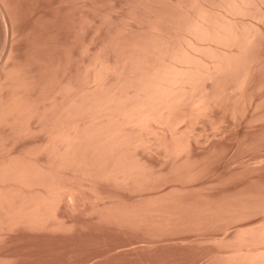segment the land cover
<instances>
[{"label": "rangeland", "instance_id": "374dc122", "mask_svg": "<svg viewBox=\"0 0 264 264\" xmlns=\"http://www.w3.org/2000/svg\"><path fill=\"white\" fill-rule=\"evenodd\" d=\"M0 202V264H264V0H0Z\"/></svg>", "mask_w": 264, "mask_h": 264}, {"label": "bare ground", "instance_id": "6f19581e", "mask_svg": "<svg viewBox=\"0 0 264 264\" xmlns=\"http://www.w3.org/2000/svg\"><path fill=\"white\" fill-rule=\"evenodd\" d=\"M240 1H241V0H240ZM245 1H246V0H245ZM237 2H238V1H237ZM231 3H232V2H231ZM231 3H230V4H231ZM237 4H240V3H237ZM231 5H233V3H232ZM234 6H235V5H234ZM238 6H239V5H238ZM238 6H237V8H238ZM242 6H244V5H243V4L241 5L242 11H245V10H243L244 7H242ZM230 7H231V6H230ZM202 12H203V11H202ZM235 12H236V11H235ZM239 12H240V11H239ZM201 15H202V14H200V16H201ZM203 15H204V14H203ZM204 16H205V15H204ZM206 16H207V15H206ZM210 17H211V16H210ZM210 17H209V18H210ZM216 18H217V17H216ZM203 19H204V18H203ZM219 19H220V18H219ZM197 20H200V19H197ZM212 20H213V19H212ZM217 20H218V18H217ZM202 21H203V20H202ZM202 21H199V22H202ZM206 21H207V20H205V22H206ZM214 21H215V20H214ZM219 21H220V20H219ZM222 21H223V20H222ZM194 22H195V21H194ZM203 22H204V21H203ZM203 22H202V25H203V26H201V23H198V22H197V23L195 22V23H196L195 26H197V25L199 26V24H200L199 27L197 26V30H199L200 32H203L202 35H206L205 32H206V30H207L208 28L206 29V28H205L206 26L204 27V25H206L207 23H206V24H203ZM208 22H209V21H208ZM215 22H216V21H215ZM230 22H232V21H230ZM210 23H211V22H210ZM210 23H209V24H210ZM220 23H221V22H220ZM193 24H194V23H193ZM216 24H219V22L215 23L214 25H216ZM228 25H229V24H228ZM195 26H193V30H194V27H195ZM217 26H218V25H216L215 27H217ZM232 26H233V25H232ZM202 27H203L204 29H206V30H204ZM207 27H209V26L207 25ZM229 27H231V26H229ZM235 27H236V26H235ZM237 27H238V26H237ZM245 27H246V26H245ZM191 28H192V27H191ZM191 28H190V29H191ZM210 28H211V27H210ZM238 28H239V27H238ZM247 28H248V27H247ZM195 29H196V28H195ZM214 29H215V28L213 27L212 32H210V31H211L210 29H209L208 31L210 32V34L212 33V34L215 35V36H218V35H219V37H217V41L223 37L222 35H224V38H225V34L227 33L226 35H228V32H227V31H230V32H229V35H228L229 37H231V36L233 37V35L236 34L235 32H231V31H233V30H227V29H229L228 27L225 28V30H227V31H224V30L222 31V30L220 29V24H219V28H217V29H215V30H214ZM219 29H220V30H219ZM239 29H240V28H239ZM188 30H189V29H188ZM197 30H195V32H197ZM243 30H244V28H243ZM245 30H246V28H245ZM189 31H190V30H189ZM213 31H214V32H213ZM234 31H235V30H234ZM192 32H193V31H192ZM225 32H226V33H225ZM197 33H198V32H197ZM197 33H193V34H197ZM206 33H207V32H206ZM215 33H216V34H215ZM221 33H222V34H221ZM231 33H232V34H231ZM233 33H234V34H233ZM252 33H253V32H252ZM199 34H200V33H199ZM199 34H198V35H199ZM237 34H238V33H237ZM237 34H236V36H237ZM239 34H240V33H239ZM241 34H243V33H241ZM245 34H246V35L249 34V31H248V33H247V31H246ZM245 34H244V35H245ZM250 34H251V32H250ZM252 35H253V34H252ZM200 36H201V35H199V37H200ZM209 36H210V35H209ZM209 36H208V34H207L208 39H209ZM220 36H222V37H220ZM241 36H242V35H241ZM248 36H249V35H248ZM194 37H195V36H194ZM202 37H204V36H202ZM202 37H200V38L202 39ZM210 37H211V36H210ZM229 37H228V38H229ZM244 37H247V36H244ZM251 37H252V36H251ZM188 38H190V37H188ZM188 38H187V39H188ZM205 38H206V37H205ZM211 38H212V37H211ZM211 38H210V40H211ZM237 38H238V37H237ZM248 38H249V37H248ZM190 39H191V38H190ZM201 39H199V40L201 41ZM203 39H204V38H203ZM203 39H202V41H204ZM212 39H213V38H212ZM234 39H236L235 36H234L231 40L235 41ZM240 39H241V38H240ZM210 40H209V41H210ZM214 40H215V39H214ZM221 40H222V39H221ZM242 40H243V39H242ZM245 40H246V38H245ZM247 40H248V39H247ZM251 40H252V39H251ZM215 41H216V40H215ZM223 41H224V40H223ZM229 42H230V41H229ZM214 43H215V42H214ZM241 43H242V42H241ZM187 44H188V43H187ZM196 44H197V42H196ZM231 44H232V43H231ZM231 44H230V45H231ZM237 44H238V42H237ZM241 45H242V44H241ZM197 46H198V44H197ZM206 46H207V45H206ZM209 46H210V45H209ZM242 47H243V46H242ZM188 48H189V46H188ZM200 49H201V48H200ZM209 49H212V48H209ZM213 49H214V48H213ZM183 50H184V48H183ZM188 50H189V49H188ZM196 50H197V49H196ZM203 50H204V49H203ZM214 51H215V49H214ZM242 51H243V49H242ZM174 52H175V51H174ZM179 52H180V51H179ZM200 52H201V51H200ZM203 52H204V51H203ZM203 52H202V53H203ZM235 52H236V51H235ZM240 52H241V51H240ZM175 53H176V52H175ZM175 53H174V54H175ZM206 53H208V52H206ZM239 54H240V53H239ZM178 55H179V54L174 55V56H176V58H177ZM224 55H226V54H224ZM237 55H238V54H237ZM179 56H182V59L185 60V59L183 58V57H184L183 55H179ZM219 56H220V55H219ZM228 56L230 57V55H228ZM235 56H236V55H235ZM188 57H190L189 54H188ZM191 57L194 58V55L191 56ZM195 57H197V56L195 55ZM210 57H211V55H210ZM229 57H228V58H229ZM236 57H238V56H236ZM174 58H175V57H173V59H174ZM212 58H213V56H212ZM220 58H222V55H221ZM182 59H181V60H182ZM187 59H188V58H187ZM187 59H186V60H187ZM197 59H198V58H197ZM204 59H205V58H204ZM226 59H227V58H226ZM229 59H230V58H229ZM174 60H175V59H174ZM177 60H179V59H177ZM181 60H180V61H181ZM190 60H191V59H190ZM193 60H195V59H193ZM222 60H223V58H222ZM231 60H232V59H231ZM231 60H230V61H231ZM188 61H189V59L187 60V62H188ZM199 61H200V60H199ZM211 61H212V60H211ZM234 61H235V60H234ZM234 61H233V62H234ZM182 62H183V61H182ZM189 62H190V61H189ZM195 62H196V65H195V66H197V64L199 65V63H200V62L197 63V62H198L197 60L194 61V64H195ZM216 62L218 63V61H216ZM224 62H225V61H224ZM178 63H179V62H178ZM211 63H212V62H211ZM225 63H227V61H226ZM225 63H224V64H225ZM169 64H170V63H168V65H169ZM172 64L174 65V63H172ZM176 64H177V63H176ZM180 64H181V63H180ZM200 64H201V63H200ZM202 64H203V63H202ZM209 64H210V63H209ZM214 64H216V63L214 62ZM231 64H232V61H231ZM237 64H238V63H237ZM183 65H184V63H183ZM183 65H182V66H183ZM191 65H193V64H191ZM218 65H219V64H217V66H218ZM228 65L230 66L229 63H228ZM233 65H234V63H233ZM163 66H164V65H163ZM182 66H181L180 68H182ZM187 66H189V65H187ZM193 66H194V65H193ZM193 66H192V68H193ZM201 66H202V65H201ZM205 66H207V64H206ZM222 66H223V65H222ZM222 66H220L219 69H220ZM225 66H226V65H225ZM234 66H235V65H234ZM172 67H173V66L170 64L169 66H167V68H165L167 71L169 70L168 72H167L166 70H165V72H164V69H163L162 72H164V73H163L164 76L167 75L166 77H164V76H160V75H159V76L162 78L161 80H163V82H162L163 84H162L161 82L158 84V86H160V87L157 86V83H156V84H153L154 87L157 86L156 91H159V90L161 91V90H162V93H160L161 95L157 97L158 99L161 98V99H160L161 101L158 100L159 103L162 102V100L167 99V97L169 98V97L174 93V92L172 93V91H174L173 89H175V88H173V87H178V88H179L180 85L183 87V84H182V83L185 82L184 79H183V77L185 76L186 73H189V72H186V71H185L186 69H188L187 67H186V69L183 67L185 70H183V68H182V72H180V68H178V67H179L178 65H176V67L174 66L176 69H172ZM189 67H190V66H189ZM197 67H198V66H197ZM197 67H196V68H197ZM214 67H215V66H213V68H214ZM168 68H169V69H168ZM170 68H171V69H170ZM196 68H195V70H196ZM225 68H226V67H225ZM233 68H234V67H233ZM193 69H194V68H193ZM193 69H192V71L190 70V73H193V74H194L195 71H194ZM197 69H199V68H197ZM204 69H205V68H204ZM206 69H207V68H206ZM210 69H211V68H210ZM219 69H218V70H219ZM221 69H222V68H221ZM170 70H173V72H172L171 75H170V73H171ZM201 70H202V69H201ZM211 70H215V69H211ZM223 70H224V69H223ZM225 70H226V69H225ZM155 71H157V70L155 69ZM183 71H184V72H183ZM196 71L198 72V70H196ZM199 71H200V70H199ZM208 71H210V70H208ZM169 72H170V73H169ZM177 72H180L181 75L178 73L180 76H177V75H178ZM185 72H186V73H185ZM211 72H212V71H211ZM213 72H214V71H213ZM153 73H154V72H153ZM167 73H168V74H167ZM182 73H183L184 75H183ZM207 73H208V72H207ZM193 74H192V76L195 77V74H194V75H193ZM197 74H199V72H198ZM209 74H210V73H209ZM157 75H158V74H157ZM157 75H156V76H157ZM186 75L188 76V74H186ZM189 75H191V74H189ZM200 75H201V72H200ZM200 75H199L198 77H200ZM211 75H212V74H211ZM211 75H210V76H211ZM168 76H169V77H168ZM182 76H183V77H182ZM187 76H185V80H187ZM203 76H204V75H203ZM205 76H206V74H205ZM160 77H159V79H160ZM178 77H179L180 80H177ZM181 77H182V79H181ZM188 77L191 78V76H188ZM165 78H166V80H165ZM167 78H168V79H167ZM192 78H193V77H192ZM159 79H158V80H159ZM188 79H189V78H188ZM199 79H200V78H199ZM158 80H156V81H158ZM161 80H160V81H161ZM200 80H201V79H200ZM149 81H150V79H149ZM166 81H167V82H166ZM169 81H170L171 83H170ZM177 81H181L180 83H178L179 86L176 84ZM193 81H195V80H193ZM193 81H192V82H193ZM150 82H151V81H150ZM158 82H159V81H158ZM165 82H166V83H169L168 86L165 85V84H166ZM174 82H176V83H175L176 86L173 85ZM172 83H173V84H172ZM194 83H195V82H194ZM151 84H152V83H151ZM170 85H171V86H170ZM161 86H162V87L166 86V87L162 88ZM191 86H192V85H191ZM193 86H194V85H193ZM152 87H153V86H152ZM195 87H196V86H195ZM195 87H194V89H195ZM158 88H160V89H158ZM190 88H191V87H190ZM157 89H158V90H157ZM179 89H180V88H179ZM153 90H155V89L153 88ZM188 90H189V89H187L186 92H188ZM191 90H192V89H190V91H191ZM196 90H197V89H196ZM146 91H147V90H146ZM149 91H150V90H149ZM170 91H171V94H170ZM193 91H194V90H193ZM166 92L169 93V94H165ZM191 92H192V91H191ZM163 93H164V94H163ZM149 94H150L149 96H151V98L148 99V100H150V103H151V104H152L153 102L155 103L157 100H156V97H155V98H153V97H154L155 94H157V92L155 93V91H153L152 94H151V93H149ZM182 94H183V92H182ZM193 94H194V93H193ZM146 95H147V94H146ZM163 95H164V96H163ZM165 95H166V96H167V95H170V96H167V97H166ZM178 95H179V93H178L176 96H178ZM198 95H199V94H198ZM142 96H143V95H142ZM149 96H147V97L149 98ZM161 96H162V97H161ZM176 96H175V99H178V97L176 98ZM180 96H181V94H180ZM180 96H179V97H180ZM182 96H183V95H182ZM195 96H196V95H195ZM187 97H188V96H187ZM187 97H186V98H187ZM191 97H192V96H191ZM196 97H197V96H196ZM170 98H172V97H170ZM180 98H181V97H180ZM180 98H179V100H180ZM186 98H184V100H185ZM201 98H202V97H201ZM201 98H200V99H201ZM139 99H140V98H139ZM153 99H154V100H153ZM173 99H174V97L172 98V100H173ZM175 99H174V101H175ZM200 99H199V100H200ZM204 99H205V98H204ZM151 100H153V102H151ZM155 100H156V101H155ZM179 100H177V101H179ZM199 100H198V101H199ZM201 100H202V99H201ZM158 101H157V102H158ZM164 101H165V100H164ZM170 101H171V100H170ZM138 102H139V101H138ZM140 102H141V101H140ZM201 102H202V101H201ZM203 102H204V101H203ZM132 103H133V102H132ZM164 103H165V102H164ZM166 103H170V102L168 101V102H166ZM166 103L164 104L165 106H166ZM204 103H205V102H204ZM142 104H144L143 100H142ZM155 104H156V103H155ZM157 104H158V103H157ZM160 104H161V103H160ZM179 104H180V103H179ZM197 104H198V103H197ZM133 105H134V104H133ZM175 105H177V104H175ZM194 105H196V104L194 103ZM200 105H201V104H200ZM147 106H148V105H147ZM158 106H159V105H158ZM161 106H162V105H161ZM201 106H202V105H201ZM204 106H205V105H204ZM136 107H137V106H136ZM141 107L143 108V106H141ZM151 107H152V106H151ZM153 107H154V106H153ZM155 107H156V105H155ZM128 108H129V106H128ZM138 108H139V106H138ZM142 108H141V109H142ZM148 108H149V107H148ZM170 108H171V106H170ZM173 108H175V107H173ZM173 108H171V110H173ZM198 108H199V107H198ZM203 108H204V107H203ZM205 108H206V107H205ZM135 109L137 110V112H138V111L140 112V109L138 110L137 108H134V110H135ZM150 109H151V108H150ZM154 109H155V108H154ZM200 109H202V107H200ZM146 110H147V109H146ZM148 110H149V109H148ZM163 110H165V109H163ZM171 110H170V111H171ZM141 111H143V110H141ZM144 111H145V110H144ZM144 111H143V112H140V114H142V113H143L142 115L146 114V112H144ZM151 111H152V110H151ZM151 111H150V112H151ZM156 111H157V110H156ZM147 112H148V111H147ZM128 113H129V112H128ZM154 113H155V112H154ZM157 113H158V112H157ZM167 113H168V112H167ZM126 114H127V113H126ZM140 114L138 113L137 115H140ZM148 114L150 115V113H148ZM148 114H147V116H149ZM162 114H163V113H162ZM142 115H141V116H142ZM165 115H166V114H165ZM169 115H171V113H170ZM141 116H140V117H141ZM145 116H146V115H144V117H145ZM153 116H154V115H153ZM160 116H161V115H160ZM167 116H168V115H167ZM140 117H139V118H140ZM150 117H151V116H150ZM154 117H155V116H154ZM139 118H138V119H139ZM142 118H143V117H142ZM148 118H149V117H148ZM138 119H137V120H138ZM157 119H158V118H157ZM127 120H128V118H127ZM133 120H134V119H133ZM147 120H148V119H147ZM138 121H139L138 123H140V120H138ZM133 122H135V121H133ZM145 122H146V120H145ZM140 124H141V123H140ZM142 124H143V123H142ZM143 127H144V126H143ZM148 127H149V126H148ZM72 130H73V129H72ZM71 132H72V131H71ZM71 132H70V133H71ZM68 135H69V134H68ZM165 135H166V134H165ZM61 136H62V134H61ZM162 136H163V135H162ZM175 136H176V134H175ZM66 137H67V136H66ZM69 137H70V135H69ZM69 137H68V139H70ZM74 137H75V136H74ZM181 137H182V136H181ZM179 138H180V136H179ZM160 139H161V138H160ZM162 139H163V138H162ZM172 139H173V138H172ZM181 139H182V138H181ZM65 141H66V140H65ZM160 141H161V140H160ZM181 141H182V140H181ZM73 142H75V141L73 140ZM73 142L71 141V144H72ZM176 142H177V140H176ZM183 142H184V141H183ZM67 143H68V142H67ZM160 143H161V142H160ZM166 143H167V141H166ZM62 144H63V143H62ZM68 144H69V143H68ZM164 144H165V143H164ZM180 144H181V143H180ZM63 145H64V144H63ZM63 145H62V146H63ZM73 145H74V144H73ZM182 145H183V144H182ZM65 146H66V145H65ZM66 147H67V146H66ZM72 147H73V146H72ZM178 147H179V146H178ZM167 148H168V147H167ZM175 148H176V147H175ZM181 148H183V147L181 146ZM168 149H169V148H168ZM173 149H174V148H173ZM62 150H63V149H62ZM68 151H70V150H68ZM170 151H171V150H170ZM170 151H169V152H170ZM179 151H180V150H179ZM177 152H178V151H177ZM180 152H181V151H180ZM63 153H64V152H63ZM65 153H66V152H65ZM65 153H64V154H65ZM68 153H69V152H68ZM173 153H174V152H173ZM64 154H63V156H64ZM170 155H171V154H170ZM177 156H178V155H177ZM64 157H65V156H64ZM66 157H67V156H66ZM22 172H23V171H22ZM24 172H25V171H24ZM24 172H23V173H24ZM41 201H42V199H41ZM36 202H37V201H36ZM33 203H34V202H33ZM33 203H32V204H33ZM46 203H47V201H45V204H46ZM0 204H1V202H0ZM9 204H10V203H9ZM30 204H31V203H30ZM37 204H38V203H37ZM49 204H50V203H49ZM51 204H52V203H51ZM17 205H18V204H17ZM33 205H35V204H33ZM26 206H28V205H26ZM29 206H30V205H29ZM41 206H42V205H41ZM46 206H47V205H46ZM15 207H16V206H15ZM37 207H38V206H37ZM48 207H49V206H48ZM50 207H51V205H50ZM25 208H27V207H25ZM25 208H24V209H25ZM31 208H32V207H30V209H31ZM39 208H40V207H39ZM19 209H21V208H19ZM30 209H29V210H30ZM33 209H34V208H33ZM37 209H38V208H37ZM45 209H46V208H45ZM51 209H52V208H51ZM22 210H23V208H22ZM29 210H28V211H29ZM42 210H43V209H42ZM48 210H50V209H48ZM34 211H35V210H34ZM40 211H41V210H40ZM24 212H25V210H24ZM31 213H32V211H31ZM37 213H38V212H37ZM34 214H35V213H34ZM23 215H24V214H23ZM35 215H36V214H35ZM24 216H25V215H24ZM36 216H41V215H36ZM42 216H43V215H42ZM42 216H41V217H42ZM32 217H33V216H32ZM263 228H264V227H263ZM262 232H263V231H262ZM262 252H263V251H262ZM259 253H261V252H259ZM261 254H264V253H261ZM247 255H248V254H247ZM263 257H264V255H263ZM246 258H247V257H246ZM253 258H254V257H252V259H253ZM248 260H249V259H248Z\"/></svg>", "mask_w": 264, "mask_h": 264}]
</instances>
